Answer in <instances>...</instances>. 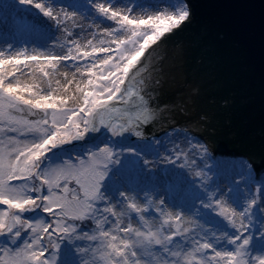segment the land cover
<instances>
[{"label":"snow or ice","instance_id":"snow-or-ice-1","mask_svg":"<svg viewBox=\"0 0 264 264\" xmlns=\"http://www.w3.org/2000/svg\"><path fill=\"white\" fill-rule=\"evenodd\" d=\"M124 3L0 0V264H264V174L160 100L155 49L194 22L191 0ZM22 30L52 46L18 47ZM28 63L46 87L20 80Z\"/></svg>","mask_w":264,"mask_h":264},{"label":"water","instance_id":"water-1","mask_svg":"<svg viewBox=\"0 0 264 264\" xmlns=\"http://www.w3.org/2000/svg\"><path fill=\"white\" fill-rule=\"evenodd\" d=\"M191 4L194 22L155 49L168 123L201 136L210 153L251 156L264 170V0ZM219 33L224 39L214 40Z\"/></svg>","mask_w":264,"mask_h":264},{"label":"bare ground","instance_id":"bare-ground-1","mask_svg":"<svg viewBox=\"0 0 264 264\" xmlns=\"http://www.w3.org/2000/svg\"><path fill=\"white\" fill-rule=\"evenodd\" d=\"M123 0H116V4L118 5L119 2H122ZM138 10L143 11L141 8H138ZM144 12V11H143ZM77 22L79 24H82L85 31H84V35L79 37L80 43L84 44L85 41L89 38H91V30L88 28V25L90 23V20H84L78 17ZM101 26H106V25H101ZM76 31H79V29H77ZM54 37H62V34L59 32H55L53 33ZM17 40L21 41L20 44H18V47H23L24 46V42H27V47L28 49L31 51V49H33L34 47L36 48H40L42 46L44 47H50L52 46V40L51 39H47L45 38L44 35L34 32V31H29V30H22L18 35H17ZM4 42V37L3 35H0V46L3 45ZM57 51H60L59 48H57ZM21 68V73H17V75L19 76L20 80L24 83H33L34 81L36 82H40L42 83V86L46 87V85L43 84V82L40 79V73L36 72L34 68H32V64L28 63V67H24L23 65L20 66ZM32 68V71L29 72L28 69ZM68 72L69 76L68 78L71 79L72 76V70L69 68H66L63 66V62L61 63V65H58L57 68V75L55 77V79H59L61 81V85H63L66 81L64 79L63 73L64 72ZM75 85H70L69 89H74ZM61 93H63V89L61 88ZM259 176V175H258Z\"/></svg>","mask_w":264,"mask_h":264},{"label":"rangeland","instance_id":"rangeland-1","mask_svg":"<svg viewBox=\"0 0 264 264\" xmlns=\"http://www.w3.org/2000/svg\"><path fill=\"white\" fill-rule=\"evenodd\" d=\"M158 2H159V0H136V3L142 4V5H144L145 7L143 8V11H144V12L141 11V10H138V8H136V9L134 10V11H135V15H143V14H146V13L152 11V9H151L150 7H148V6H149V5H152V4H156V3H158ZM117 6H118V7H124V6H125L124 0H123L122 2H119ZM188 135L191 136V137H194V138L198 139L200 142L203 143V139H202L201 136H199V135H197V134H194V133H193V135L190 134V133H188ZM194 142H195V141H194ZM208 149H209V153H210V148H208ZM210 154L216 155V151H214V152H212V153H210ZM235 156H236V155H235ZM263 174H264V173H263Z\"/></svg>","mask_w":264,"mask_h":264}]
</instances>
